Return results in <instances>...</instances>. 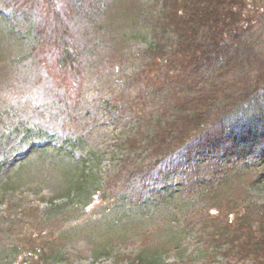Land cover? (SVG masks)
<instances>
[{
    "label": "rangeland",
    "instance_id": "obj_1",
    "mask_svg": "<svg viewBox=\"0 0 264 264\" xmlns=\"http://www.w3.org/2000/svg\"><path fill=\"white\" fill-rule=\"evenodd\" d=\"M163 4L0 0V264H140L141 251L264 264L250 238L264 232V129L246 148L206 133L149 167L147 146L126 143L154 114L173 120L169 67L149 47ZM252 39L264 53L263 28ZM83 166L100 192L69 202L62 167Z\"/></svg>",
    "mask_w": 264,
    "mask_h": 264
},
{
    "label": "trees",
    "instance_id": "obj_2",
    "mask_svg": "<svg viewBox=\"0 0 264 264\" xmlns=\"http://www.w3.org/2000/svg\"><path fill=\"white\" fill-rule=\"evenodd\" d=\"M161 1L162 13L148 15L153 32L149 47L159 53L157 60L169 67L165 83L175 97L171 105L173 120L154 114L153 129L140 130L138 124V130L127 135L126 143L133 142V148L147 146L141 149L148 150V160H143L149 164L146 167L163 163L179 148L185 149L187 143L191 146L193 139L206 138L202 136L206 133H230V146L246 148L254 134L264 129V53L252 39L258 28L264 30V0ZM63 147L62 141L59 148ZM62 168L66 178L61 194L69 202L88 204L99 191L93 186L90 167L83 166L77 173ZM261 233L250 238L253 252L264 260ZM226 235L224 240V233L219 234L216 247L227 242L233 254L242 256L237 239L230 240ZM137 259L140 264H159L157 257L146 251H141Z\"/></svg>",
    "mask_w": 264,
    "mask_h": 264
}]
</instances>
